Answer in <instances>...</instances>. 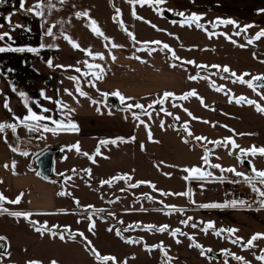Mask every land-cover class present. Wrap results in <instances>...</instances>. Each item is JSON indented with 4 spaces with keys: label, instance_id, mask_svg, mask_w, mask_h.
<instances>
[{
    "label": "crops",
    "instance_id": "0c3cea01",
    "mask_svg": "<svg viewBox=\"0 0 264 264\" xmlns=\"http://www.w3.org/2000/svg\"><path fill=\"white\" fill-rule=\"evenodd\" d=\"M89 2L86 5H91L89 8L98 11V7L119 9L122 16V8L128 4L127 0H118V4H111L104 1L100 6L97 1L85 0ZM172 2L174 6H179L180 0H167ZM21 0H4L0 3V33H9L8 37H5L3 41H0V47H12V48H37L38 52H3L0 53V123H10L17 125V131L12 133L10 128H6L3 133H0V193L8 198L14 200L18 195L23 193V197L19 204H4V207L10 211L31 212L37 221L42 224L46 222V219L51 214H71L81 210L83 206L93 205L95 209H104V212L100 214H106L112 212L117 217L116 222H110L109 224L103 218L104 216L93 215L95 221V233H104L107 241L101 240L95 236V240L92 238V245L102 255H112L118 257L119 254H123L122 250L128 248L127 243L123 239L115 234V230L119 229L116 225L117 222L123 221V230L129 225H135L139 223L141 228L129 230V233L134 231L146 232L147 240L153 245H163L168 251V256L171 257L170 264H220V260L223 257V241L222 236H219L222 250L214 248L209 245L205 249H213L211 252H215L221 255L220 258H213L210 253L201 255L195 247H181L174 245V240L179 239L169 235V232L179 228L178 222L174 219L179 217L178 212H174L171 215L165 213L172 211L170 208L159 206L149 202L145 198L144 205L137 204V201L142 199V195H132V200L136 203H128L126 196L121 197L118 200L123 202L119 203L111 199L112 203L102 202L99 203V197H91L88 203H84L83 197L77 194L71 196H59L58 193L63 191L61 183L68 187L66 173V157L68 155L69 146L79 143L81 148L83 140H91L93 143L98 142L101 139H114L117 137H124L129 139L135 137V142L138 140L144 146L143 150L149 147V140L147 138L148 131L144 125L137 127L139 121L133 119V112L140 114L139 109H132L131 111L124 110V106L120 104L117 97L108 96L102 97L100 92L111 93L119 90L125 97H134V101H127L128 103L139 102L147 106L149 101L157 99L164 92L182 93L187 90V75L183 73L179 68L170 67L168 61L162 56H150L146 51H137L132 42L119 43L121 48H105L106 42H101L103 39L97 37L90 30L87 25L90 24L89 18H77L75 13L79 10L78 7H84V0H66L61 4L59 0H52V3L56 5L55 8L49 11L47 7L48 0H44L45 7L43 11V17H38L33 14L27 13L20 8ZM38 2V0H26L25 9L32 7ZM75 6V11L70 10ZM194 5V4H193ZM158 7H164L160 5ZM189 7V4H188ZM69 8V10H68ZM145 8V7H141ZM261 7H253L252 16L259 18L264 12H259ZM77 9V10H76ZM96 13V12H93ZM262 14V15H261ZM90 16V15H89ZM125 16V15H123ZM8 17H11V23H9ZM91 19L95 20L93 16ZM110 20V18H107ZM21 25L22 27H16ZM55 25L53 28L54 36H46L45 30L47 27ZM61 32L70 36L74 41L78 42L82 48L91 49L93 53H103L105 60H99L98 58L93 60L87 56L84 52L74 50L69 43L63 39ZM111 39H114V35L111 33H105ZM140 41V40H138ZM142 41V40H141ZM41 44L44 45L41 48ZM144 45L139 44L138 47L143 48ZM109 51L115 55L116 60L113 62L109 56ZM140 56L147 63H141L131 57ZM52 62V67L48 66V61ZM87 60L89 63L101 64L105 67L107 74L102 81H96V88L89 86V80L91 76H84L82 73L89 72V69L83 63ZM62 65L64 67H56ZM68 66H73L69 68ZM79 67L80 73H77L74 68ZM76 76L79 79L80 88L88 93V97L98 101L97 105H93L88 97H81L76 92L77 82L69 79V77ZM99 89V92L96 89ZM15 89V91L13 90ZM65 89L72 92L73 95H68ZM23 92L25 97H20L19 93ZM43 92L46 96L51 97L52 100L44 99L41 96ZM75 96V99H74ZM25 99L28 102V106L38 114L51 116L57 121L71 120L78 124L79 132H58L53 134L51 132H29L19 120H22L27 115V109L24 106ZM77 100L79 101L77 103ZM34 101H38L43 107L49 108L51 111L48 113H42L41 108L37 106ZM56 102H62L67 105V108L61 109L60 104ZM5 105L8 107L6 108ZM97 107L100 108V112H97ZM68 108L74 109V112L68 113ZM10 109V111H9ZM111 111V115L109 114ZM67 113V115H65ZM102 113V114H101ZM141 114L140 118L145 120ZM19 118V119H17ZM147 123V121L145 120ZM33 123V122H29ZM40 123H48L49 127H55L49 121H43ZM150 128V127H149ZM7 137V141L5 140ZM9 145L18 148L17 152H12ZM109 144L108 147H111ZM45 149H54L56 154L53 160V171L50 179H44L41 175H37V167L35 165V157ZM75 154V149L71 150ZM21 152H28V156L21 155ZM16 162L15 173L11 167L6 169L5 164L11 166L12 162ZM76 163V162H75ZM245 166V165H244ZM246 167V166H245ZM56 169V172H55ZM220 183V182H218ZM224 185V184H223ZM248 201L244 207L238 208H223V209H203L199 205L207 204L206 202H196L186 207H183L184 211H187L192 223H197V228H192L191 224L184 229V232L194 236V234H203L200 228L204 227L203 222H214L215 228H236L239 229L235 236L242 237L246 242L255 233H264V208H260L259 200L264 199L257 194L248 192ZM205 196L209 197L211 202L208 203H224L225 201H231L232 199L226 198L227 195L212 191H207ZM195 196H191V200ZM155 199V198H154ZM195 199L199 200V197ZM70 200H79L80 208L76 209L72 206ZM213 200V202H212ZM242 200V199H241ZM95 201V202H94ZM153 201V200H151ZM172 205V204H166ZM250 205V207H248ZM158 209H160L158 211ZM259 209V210H257ZM143 210L144 212H154V217L157 219L155 224H149L142 220L135 219L130 214ZM88 213H92L93 209H88ZM80 219L79 223L76 222L75 229L85 234L92 232L88 231L89 220L87 216L78 215ZM33 219V218H32ZM48 220V219H47ZM168 220H170L168 222ZM140 221V222H139ZM29 223L20 218L17 220L11 216L0 215V236H6L11 253L10 258L3 260V264H18L25 263L33 258L28 257V260L21 259L22 256H18L17 250L20 247V241L24 243H30L32 239L38 238L40 241H45V236L36 235V231L29 227ZM121 224V223H120ZM69 223H61V228L68 227ZM155 225L156 227L162 225H168L169 230L167 232L158 231H145L143 226ZM113 228V231H108L109 228ZM150 233V234H149ZM154 234L153 236L151 235ZM208 236L212 237L213 230H209ZM221 235L224 236V233ZM227 238L226 236H224ZM67 234L65 242L67 241ZM143 241L142 238H139ZM227 241V239H225ZM62 242V241H61ZM64 242V241H63ZM0 243H3L0 241ZM255 248L260 253H264L261 250L264 249V239H260L254 242ZM144 244V242H143ZM152 245V246H153ZM239 246V244H237ZM160 249V248H159ZM84 243L81 242V252H85ZM251 250H244L245 253H238L246 259H251ZM3 251V249H0ZM21 251V250H20ZM23 251H21L22 253ZM89 252V251H88ZM132 253L127 257V261H131ZM157 259L163 262V253L160 250V254ZM132 263V262H131Z\"/></svg>",
    "mask_w": 264,
    "mask_h": 264
},
{
    "label": "rangeland",
    "instance_id": "374dc122",
    "mask_svg": "<svg viewBox=\"0 0 264 264\" xmlns=\"http://www.w3.org/2000/svg\"><path fill=\"white\" fill-rule=\"evenodd\" d=\"M94 1H97L100 6L104 1L109 3L111 1L112 5L118 4L119 2L118 0ZM84 3V7H78V12L88 11L90 16L97 18L95 21L104 34L111 33L114 35V39H111L113 42L119 44L122 42L129 43L131 41L128 35L122 30L121 24L113 20V17L116 15V9L110 10V8L98 7L97 11L89 8L91 5H86L89 2L84 0ZM178 5V7L174 6L172 2L170 3L167 1L163 8L159 7V9L162 10V15H158L157 12L148 5L143 6L145 8H141L138 4L135 6L138 16L143 17L144 21H151L152 24H155L159 29L165 31H158L152 28L148 23L135 19L132 16V6L129 3L122 8V16L120 15L119 19L123 22L124 27L134 33L137 40L162 41L174 49L182 60H192L195 61V64L200 65L228 66L237 76L243 73L264 75V63L260 62L264 61V38L258 41L254 40L253 44L247 45V40L249 38H254L255 34L260 31V29H264V14H261L262 16L259 18H254V16H252V9L254 6L264 9V0H194V2L193 0H180ZM70 10L76 12L75 6L73 5ZM178 12H184L185 14L197 13L202 15L203 19L200 22L205 24L209 31L227 33L232 36L233 40L237 41V44L234 45L229 42L223 35L213 36L210 39L205 31L195 28L194 25L192 27L180 26L183 17L175 14ZM217 17L224 19L231 18L237 21L241 27L247 24H254L255 27L248 29L246 34L242 33L236 36L234 33L238 31V29L233 28L231 25L212 28L211 25L208 24L210 21H215ZM107 18H110V20ZM174 21L176 23H173ZM169 33L172 35H169ZM176 37L179 39H176ZM101 42L106 41L102 40ZM242 44L247 46L243 48L237 46ZM138 45L139 44L136 45V49L140 48ZM181 45H183V47H181ZM152 47L159 48L160 46H143V48ZM146 53H148V51H146ZM152 55L162 56L171 64L176 63V68H179V70L187 75V90L182 93H175L177 97L191 90H196L198 96L204 99L206 106H202L197 97H189L187 100L170 98L169 101L165 102L164 107L168 112L173 113V116H178L180 118L179 120H175L173 116H167L162 112L157 114L160 108L159 105L155 106V111L149 109V111L152 112L151 119L146 115L143 117L150 127L153 139L152 141L148 139L149 147L146 151L141 149L142 143L137 140L136 142L119 143L111 147H108V145L101 146L100 151L102 155H96V143H93L91 140H83L80 148L81 152L93 155L96 162L93 163L88 157L78 154L77 152H75L77 156H74V152L69 151L65 162V177L71 176L72 179H67L68 187L67 185L65 187L62 182L60 188L65 192H70L71 195L74 193L77 194L78 197H83L84 203L93 201L90 200L91 197L97 196L100 200L99 203L108 202L111 201V199H113L115 203L118 201L121 203L123 201L118 199L126 196V202L133 204L136 202L132 200L131 197L138 193L143 196L141 200L139 199L137 201V204H141V206L144 205V194H148L155 198L153 201L149 200V202L153 204L164 206L170 203L181 209L187 205L193 204L188 197L174 195L162 196L160 192L180 193L191 191L193 197H199V200L195 198L192 199L195 203H208L211 202L209 200L210 198L205 196L208 190L217 193L223 192L225 194V188L227 187L234 188L239 192L242 200L248 201V192L257 193L252 191L249 184L243 182V177H236L233 173L222 172L220 169L204 165L201 159L205 154L204 148L200 146V142L192 140L191 137H187L190 141L189 143H184L183 140L186 138V133L183 132L181 126L185 122H188L190 130L195 136L206 137L207 140L210 141H221L226 137H231L240 148L250 149L252 146H256L257 149L264 148V114L258 113L255 110V106H249L247 104L238 105L235 103L234 99L232 103H229V95L233 97L244 96L264 106V99H261V96L257 94V91L264 93V88L253 91L246 84H240L238 82L233 83L232 81L235 80L236 77H231L227 73L220 72L216 75H212V73L217 72V69L212 67L197 69L195 65L190 64H184L181 67L180 61H173L171 59V54L166 50H157L152 52L150 56ZM198 72L200 76H207L209 79L189 80L188 77L190 75H196ZM221 76H226L228 78L222 79ZM244 79L249 80L251 77L245 76ZM210 81L214 82L217 87H223L224 91H215L213 87H210ZM225 92H227L228 95H225ZM151 102L152 101H149V103ZM173 103L180 106L172 107ZM184 109H187L193 116L199 119L193 120ZM161 121L164 122L163 128L160 126ZM203 121H208L209 123H204ZM231 130H234V132ZM234 133H243L245 135H234ZM203 143L207 149L210 150V164H220L222 168L225 169L234 167L239 172L252 175L250 168L245 167L244 164H241L237 160L236 157L240 154L239 149H232L231 145L227 148L216 146L207 143V141ZM229 152H232V154L230 155ZM245 161H251L258 170H264V156H260L259 154L256 156H248L245 158ZM194 166H199L205 171H210L213 174L212 177H206L205 179H189L187 181L183 179L184 176L188 175L183 169ZM73 169L76 170L75 173L72 171ZM86 169L91 170L90 175L84 171ZM166 173H169L170 176L165 175ZM122 174H128L132 177V180L128 183H136L139 181L150 182L151 185H155L157 191H154L148 183L141 184L137 188H128L123 180L114 182L111 187L108 185L101 186L100 182L102 180H108ZM220 177H223V182H220ZM235 180H240L241 182H231ZM256 186L264 190V185H260L257 182ZM121 189H124V191H121ZM65 196L69 197L68 195ZM109 197H111V199H109ZM226 198L241 200L232 197ZM160 201H163V203H160ZM69 203L78 209L73 200H70ZM88 214V212L82 209H78V211L71 214H51L47 217L48 220L46 219L45 223L53 231H63L65 226L62 229L61 223L63 224L67 221V223H69L68 227L73 232H80L75 229L76 222L80 219L78 215L88 216ZM154 214V212H144L141 210L130 214V216L149 224H155L157 219L154 217ZM177 214L179 217H176L174 221L178 222L179 229L184 232V229L192 222L188 221V225L185 226L181 221L190 217L189 214L191 215V213L183 211V213L178 212ZM102 215L108 224L117 221V217L115 216L99 214V216ZM32 218L37 221L34 217ZM169 221L170 220H168V222ZM28 225L33 228L30 224ZM116 225L121 230L123 237L134 240H141L139 238H142L144 242V244L127 243L128 248L122 250V253L126 256L122 258V255L119 254V259L123 260L120 261L118 257H116L120 264H123V262L127 260L130 253H132V257L129 259L131 261H127V264H163V262L157 259L160 254L159 247L153 249L151 252L145 250V244L148 246L153 245L147 240L146 237H148V235L146 232L144 233L143 231L137 230L134 231V233H129L128 231H123L122 224L117 222ZM94 231L92 232V237L89 235L90 233H83L90 241H92V238L95 240V236L101 240L105 239L107 241L104 233L98 232V234H96ZM38 234L39 233H36L37 236H39ZM151 235L153 236L154 234L151 233ZM43 236L46 238L45 241H40L38 238L32 239L30 243L20 241L21 248L17 250L18 256H22L21 259L23 260H28V257H30L35 261L42 262V264H50L53 260L57 261L58 264H96L90 252L87 250H85L84 253L81 252V242L83 243V241L79 236H77L75 240L67 239L66 242H61L58 237L53 238L48 233ZM221 236L223 250H229L236 255L240 252L247 254V252H243L244 250L241 245L238 246L237 244L234 245L231 243V239L234 236L229 237L227 233H224V236L227 238L223 235ZM194 237L195 242L203 246L205 250L204 255L208 253L205 248L209 245L214 246V248L220 251L222 250V246H220L221 242L219 241L221 238L214 234L212 237L204 233L198 235L194 234ZM225 239H227V241ZM179 240L181 243H176L174 240V245L191 248L189 245L192 242H190L186 236H180ZM20 250L23 252L21 253ZM197 250L201 252L200 249ZM250 253L251 259L245 258L247 261H250L251 264H262L261 261L255 259V255H264V253H260L258 249L251 250ZM225 260L228 261V264H241V262L236 261L230 256H225L224 254L219 261L220 264H224ZM21 264H26V262ZM109 264H111V262H109Z\"/></svg>",
    "mask_w": 264,
    "mask_h": 264
},
{
    "label": "snow or ice",
    "instance_id": "6c2138e0",
    "mask_svg": "<svg viewBox=\"0 0 264 264\" xmlns=\"http://www.w3.org/2000/svg\"><path fill=\"white\" fill-rule=\"evenodd\" d=\"M4 0H0V3H3ZM25 2L26 0H21L20 2V8L25 10L27 13L33 14L35 16L38 17H43V11L41 10L43 7H45L44 4V0H38V2L33 5L32 7L26 8L25 9ZM59 2L61 4L65 3L66 0H59ZM127 2L132 6V16L135 19L141 20L143 22L148 23L152 28L158 30V31H165L163 29H159L155 24H152L151 21H144L143 17H140L137 15L136 10H135V6L138 4L141 7L148 5L149 7H152L154 9V11L157 12L158 15H162V10L159 9L158 6L163 5L167 2V0H127ZM194 2V0H193ZM47 7L49 9V11H51V9L55 8L56 5L54 3H52V0H48L47 3ZM172 11V10H169ZM259 12H264V9H260L258 10ZM120 10L116 9V15L113 17L114 22H118L121 24L122 30L126 33V35H128V37L131 39V41L133 42V46L135 47L137 44H142V45H157L160 46L159 48L156 47H152V48H137V51H148V54L151 55L152 52H155L157 50H166L168 53L171 54V59L173 61H180V66L182 67L184 64H190V65H195V67L197 69H207L208 67H212L217 69L216 73H212V75H216L220 72L222 73H227L229 74L231 77H236L235 80H233V83H240V84H246L249 88H251L253 91H257V89L259 88H264V83H261L262 81H264V75H252L251 73H243L240 76H237V74L235 72H232L230 70V68L228 66H219V65H212V66H208V65H200V64H195V61L192 60H182L181 57H179L175 50L172 49L168 44L163 43L162 41L156 40V41H138L134 35V33H132L131 31H129L126 27L123 26V22L120 21L119 17H120ZM176 15H179L181 17H183V21L181 22L180 26H188V27H192L193 25L195 26V28L203 30L206 32V34L208 35V37L211 39L213 36H217V35H223L227 40H229V42L233 43L234 45L237 44V41L232 39V36L227 34V33H217L215 31H209L208 27H206L205 24H202L200 21L203 19L202 15L197 14V13H191V14H185L184 12H178L175 13ZM77 18H89L90 20V24L87 25L88 27H90V30L93 32L94 35H96L97 37L102 38L104 41H106L107 43H105V48H108L109 45H111V48H121L123 47L122 45H118L115 42H113L111 40V38H109L108 36H106L104 34V32L100 29V27L98 26L97 22L93 19L90 18L89 16V12L88 11H83V12H77L75 13ZM9 23H11V17H8ZM173 23H176L175 21ZM208 24L211 25L212 28H217L220 26H228L231 25L233 26V28L238 29V31H236L234 33V35L239 36L242 33L246 34L248 29L255 27L254 24H247L244 25L243 27H241L237 21L229 18V19H224V18H220L217 17L215 21H210L208 22ZM0 27H2V25H0ZM16 27H22L21 25H16ZM55 27V25H52L50 27H47V29L45 30V35L46 36H54L53 33V28ZM169 35H172L171 33H169ZM61 36L63 37L64 40H66L69 45L74 49V50H79L81 52H84L87 56L91 57L93 60L95 59H99V60H105V56L103 53H93L91 51V49H85L82 48L78 42L74 41L70 36L66 35L65 33L61 32ZM5 37H8L9 39H11V37L9 36V33L5 32V33H0V41H3L5 39ZM261 38H264V29H260V31H258L254 38H249L247 40V45L253 44L254 40L258 41ZM176 39H179L178 37H176ZM247 45H237L241 48L246 47ZM41 48L44 47L43 44H41L40 46ZM181 47H183V45H181ZM39 49L37 48H32V47H28V48H12V47H0V53L3 52H32V53H36L38 52ZM109 56L111 58V60L113 62H115L116 57L115 55H113L111 53V51H109ZM133 59H136L137 61H140L141 63H147V61H144L140 56H133L131 57ZM254 58H255V54H254ZM261 63H264V61H260ZM48 66L52 67V62L49 60L48 62ZM83 63L86 65V67L89 69V72L87 73H82V75L84 76H91V80H89V86L92 88H96V81H102L105 77V75L107 74L106 69L104 66H102L101 64H97V63H89L87 60L83 61ZM56 67H64L62 65H57ZM69 68H72L73 66H68ZM170 67H177L176 63H172L170 64ZM74 70L77 73L81 72V69L79 67L74 68ZM245 76H250L251 79L249 80H245L244 77ZM189 80H197V79H209V77L207 76H200L199 72L196 75H190ZM222 79H227L228 77L226 76H221ZM69 79L76 81L77 82V87H76V92L79 94V96L81 97H88V93L84 92L80 86H79V79L76 76H72L69 77ZM210 87H213V89L217 92H223L224 88L223 87H217L215 86V83L210 81ZM15 91V89H13ZM99 92V89H96ZM65 92L68 95H73L72 92L68 91L67 89H65ZM257 94L261 96V99H264V93H260L257 91ZM100 95L102 97L107 98L108 96H114L117 97L120 101V104L124 106V110H128L131 111L132 109H139L140 110V114H137L136 112H133V119L136 121H139V123L137 124V127H139L140 125H144V127L146 128V130L148 131V139L150 141H152V133L151 130L148 126V124L142 120L140 118V115H146L148 116L149 119H151L152 117V112L149 111V109L155 111L156 110V105H159V111L157 112V114H159L160 112L164 113L167 116H173V113L168 112L166 110V108L164 107L165 102L169 101L170 98L172 99H179V100H187L189 97H197L200 100V103L202 106H206L204 103V99L202 97L198 96V93L196 92V90H191L179 97H177L174 93L172 92H164L162 95H160L157 99L152 100L151 103L147 104V106H145L142 103L139 102H134V103H128L127 101H134L135 98L134 97H125L122 93H120L119 90L113 91L111 93H106V92H100ZM225 95H228L227 92H225ZM20 97H25V94L23 92L19 93ZM41 96L44 99L47 100H52L51 97L46 96L43 92H41ZM91 100V103L93 105H97L99 102L96 100L91 99V97H88ZM75 99V96H74ZM233 99L235 100L236 104H247L249 106H255V110L260 113V114H264V106H261L257 101L254 100H250L244 96H240V97H233L231 95H229V103L233 102ZM79 101L77 100V103ZM34 103L37 104L38 107L41 108V112L42 113H48L51 110L49 108L43 107L39 104L38 101H34ZM60 104L61 109L67 108V105H64L62 102H56ZM24 106L27 109V115H25L23 117L22 120H19V123L22 124L29 132H41V133H45V132H51L53 134H56L58 132H73V133H78L79 132V126L77 123L71 121L70 119L67 120V122L64 121H57L55 119H53L51 116H46L43 114H38L37 112L33 111V109L31 107L28 106V102L25 99L24 101ZM180 105H177L175 103L172 104V107H179ZM5 107L7 108L8 106L5 105ZM10 111V109H9ZM74 109H70L68 108V113L74 112ZM185 112H187V114L193 119H199L195 116L192 115L191 112H189L187 109H184ZM97 112H100V108L97 107ZM102 114V113H101ZM109 114L111 115V111H109ZM65 115H67V113H65ZM173 118L175 120H179L180 118L178 116H173ZM19 119V118H17ZM43 121H49L51 124L55 125V127H49L48 123H40ZM29 122H33V123H29ZM204 123H209L208 121H203ZM161 128L164 127V122L161 121ZM215 126V125H213ZM182 130L184 133H186V138H184L183 142L184 143H189V139H187V137H191L192 140L196 141V142H200V146L204 148L205 150V154L201 157L203 164L204 165H209L211 168H215V169H220L222 172H230L233 173L236 177H243V182L249 184L251 186V189L253 192L257 193V195L259 197L264 198V190H261L260 188H258L256 186V183L258 182L260 185H264V170H258L254 164L251 163V161H248L249 163V167H250V171L252 173V175H246L245 173L239 172L237 171L234 167H230V168H222V166L220 164H210L209 163V152L210 150L207 149V147L204 145V141H207V143L209 144H214L216 146H223V147H228L229 145H231L232 149H239V155L236 157L237 160L243 164L245 163V158L248 156H256L257 154H259L260 156H264V148H259L257 149L256 146H252L250 149H243L240 148L239 145H237L235 143V140L231 137H226L221 141H210L207 140L206 137H202V136H195L193 134V132L190 130L189 128V124L188 122H185L182 126ZM227 127V126H225ZM6 128H10L12 133L15 134L17 131V125L16 124H10V123H0V133H3L4 130ZM234 132V130H231ZM234 135H245L243 133L241 134H235ZM5 140L7 141V137H5ZM135 137H131L129 139H125L124 137H117L114 139H101L98 142L97 148H96V155H102L100 148L101 146H107L109 144L112 145H118L119 143H127V142H134ZM10 150L12 152H17L18 148L13 147L11 145H9ZM144 146L141 145V149L143 150ZM75 149V151L78 154H82L86 157H88L93 163H95V157L93 155H90L89 153H82L81 149L79 147V143L77 142V144L69 146L68 150L71 151ZM21 155L24 156H28L29 153L28 152H21ZM229 154L231 155L232 152H229ZM15 166H16V162L13 161L11 166H9L8 164H5L4 167L6 169H8L9 167H11L13 174L15 173ZM74 173L76 172L75 169L72 170ZM85 172H87L89 175L91 174V170L90 169H86L84 170ZM184 172L188 173V175L184 176L183 179H185L186 181L189 179H205L206 177H212V173L210 171H205L203 170L201 167L199 166H194L191 168H184L183 169ZM37 175H40L39 172H37ZM165 175H169V173H166ZM68 180H71L72 177L69 176L67 177ZM123 180L128 188H137L139 187L141 184H145L148 183L150 185V187H152V189L154 191H157L155 185H151L150 182H146V181H139L136 183H128L129 181L132 180V177L128 174H122V175H117L115 177H112L108 180H102L101 186L103 185H108V186H112V184L116 181H121ZM220 182H223V177L219 178ZM232 183H239L241 182L240 180H235V181H231ZM0 183H3L2 180H0ZM121 191H124V189H121ZM160 194L162 196H168V195H174V196H186L189 198L190 202L195 203V201L191 200V196L192 193L191 191H185V192H180V193H166V192H160ZM59 196H71L70 192H65V191H61L58 193ZM23 197V193H21L20 195H18L16 197V199L14 200H9L8 198H6L3 193H0V215H5L7 214L8 216H11L13 218H16L17 220H19L20 218H23L24 220H26L30 226L33 227L34 231H36L37 233H39L41 236L45 235L46 233L50 234L53 238L58 237L61 241H65L66 239V234H67V238L68 239H72L75 240L77 236H79L81 238V240L84 243V247L87 251H89L92 256L94 257V260L96 261V264H109V262H111V264H120L119 261H117V258L112 256V255H102L96 248L94 245H92V242L90 240H88V238L84 235L83 232H73L69 227H65L63 231H53L51 228L48 227V225L46 223L44 224H40L39 222L35 221L32 219L33 213L31 212H20V211H10L8 208L4 207V204H19L21 202V199ZM144 198L148 199V200H154V198L148 194H144ZM113 201H109V203H112ZM74 203L77 205V207H81L79 200H74ZM160 203H163V201H160ZM260 208H264V199H261L258 201ZM247 204L246 201L244 200H232V201H225L224 203H207V204H201L199 205L200 208L203 209H223V208H238V207H244ZM165 208H170L172 211L167 212L165 214L167 215H171L174 212H181L183 213V209L177 208L175 205H164ZM248 207H250V205H248ZM88 209H93L92 213H89L88 216L86 217V219L89 220V228L88 231L89 232H93L95 229V221L93 220V215H97L99 216V214L101 212H104V209H95L93 205H87V206H83L82 210L87 212ZM160 209H158L159 211ZM259 210V209H257ZM65 214L66 211H65ZM110 216H115L114 213L109 212L108 213ZM192 217H188L186 220L181 221V223H183L185 226L188 225V221L192 220ZM80 221H77V223H79ZM119 223H123V221H120ZM200 224H204V227L200 228V231H202L205 235L208 234L209 230H213V234L216 236H221L222 233H227L229 237L234 236L235 233H237L239 231V229L236 228H220V229H216L215 228V224L214 222H203L200 221ZM56 227V226H53ZM192 228H197L198 224L197 223H192L191 224ZM136 228H141V225L139 223L135 224V225H129L127 228H125L123 231L127 232L129 230H134ZM143 230L145 231H158V232H167L169 230V226L168 225H162L159 227H156L155 225H145L143 226ZM108 231H113V228H109ZM115 234L120 237L121 239L124 240L125 243L128 244H140L143 243L142 240H134L131 238H125L123 237L121 230L120 229H116L115 230ZM169 235H171L172 237L176 238L178 235L179 236H186L188 238V240L192 243H190L189 247H195L197 249L201 250V255H204V248L201 244L195 242V237L192 235H189L188 233L182 232L181 229L176 228L174 230H172L171 232H169ZM260 239H264V233H255L253 234L246 242L243 240L242 237L239 236H235V238L231 239V243L232 244H239L242 246L243 250H249L251 248H255L256 244L254 243L257 240ZM0 241H2L3 243H0V249H3V251H0V264H3V260L6 258H10L11 257V253L9 251L10 248V243L7 239L6 236H0ZM176 243H181V241L179 239H176ZM145 246V250L151 252L153 249L159 247L160 250L163 253V257L165 258L163 261V264H170L171 261V257L168 256V251L164 248V246L161 245H153V246H148L147 244L144 245ZM207 251L211 252L212 249H207ZM262 252H264V249L261 250ZM222 253L225 256H230L233 259H235L236 261L241 262V264H251L250 261H247L244 257L236 255L235 253L230 252L229 250H222ZM255 255V253H254ZM134 258V257H133ZM255 259L258 261H261L262 264H264V255H255ZM26 264H42V262L40 261H35V260H30L27 261ZM50 264H58L57 261L53 260L50 262ZM123 264H127V260H125L123 262ZM224 264H228V261L225 260Z\"/></svg>",
    "mask_w": 264,
    "mask_h": 264
},
{
    "label": "water",
    "instance_id": "95a60500",
    "mask_svg": "<svg viewBox=\"0 0 264 264\" xmlns=\"http://www.w3.org/2000/svg\"><path fill=\"white\" fill-rule=\"evenodd\" d=\"M261 83H264L262 81ZM56 151L54 149H45L35 157V165L38 172L44 179H50L53 171V160ZM246 167H249V163L245 161L243 163ZM210 256L213 258H220L221 255L215 252H211Z\"/></svg>",
    "mask_w": 264,
    "mask_h": 264
},
{
    "label": "built area",
    "instance_id": "2783aa9c",
    "mask_svg": "<svg viewBox=\"0 0 264 264\" xmlns=\"http://www.w3.org/2000/svg\"><path fill=\"white\" fill-rule=\"evenodd\" d=\"M225 194L228 196V197H232V198H237V199H241L240 197V194L238 191H236L234 188L232 187H227L225 188Z\"/></svg>",
    "mask_w": 264,
    "mask_h": 264
}]
</instances>
